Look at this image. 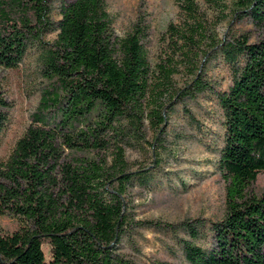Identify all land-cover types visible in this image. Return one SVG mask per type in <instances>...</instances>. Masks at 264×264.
<instances>
[{
    "label": "trees",
    "instance_id": "trees-1",
    "mask_svg": "<svg viewBox=\"0 0 264 264\" xmlns=\"http://www.w3.org/2000/svg\"><path fill=\"white\" fill-rule=\"evenodd\" d=\"M202 1L205 8L174 0L179 19L160 34L152 63L145 25L117 35L105 0H0V67L16 66L36 46L45 81L27 127L0 159V214L21 219L0 232V264H133L118 248L138 225L183 231L187 264H264V193L247 192L264 171V34L219 35L206 17L227 11L264 29V0ZM50 32L55 37L44 39ZM216 55L232 81L215 91L224 115L217 166L227 181L225 212L215 220H135L127 188L147 182L148 167L130 169L125 148L147 141L157 153L173 105L212 88L205 66ZM9 105L0 88V136Z\"/></svg>",
    "mask_w": 264,
    "mask_h": 264
},
{
    "label": "rangeland",
    "instance_id": "rangeland-1",
    "mask_svg": "<svg viewBox=\"0 0 264 264\" xmlns=\"http://www.w3.org/2000/svg\"><path fill=\"white\" fill-rule=\"evenodd\" d=\"M105 1L117 35H124L137 21L145 25L143 43L153 63L157 53L163 49L160 34L168 22L179 19L174 0ZM199 1L205 8L203 1ZM206 17L210 24L215 25L219 35L228 29L234 33L248 31L251 40L264 34V29L256 27L248 18L231 20L227 11L218 14L209 9ZM54 37L55 32L43 36L46 40ZM38 52L36 46H30L16 66L0 67V88L10 104L0 136V159L9 154L38 103L40 87L45 82L39 72ZM205 78L212 88L183 102H176L168 111L155 148L157 153L147 141L125 148V159L130 169L148 167L147 182L134 179L127 188L135 220L178 222L195 217L215 220L225 212L227 181L217 166L223 144L224 115L215 91L227 90L232 81L229 66L221 55L206 63ZM175 79L178 84L183 82L180 75ZM144 132L148 140L155 137V131L147 121ZM247 192L264 193V171L250 182ZM20 222L17 216L0 214V232H9ZM180 236L186 235L181 230L173 232L167 228L138 225L122 238L118 251L133 264H160L161 261L187 264L177 239ZM196 241L205 244L207 239L201 237ZM43 249L47 255L48 246L43 245Z\"/></svg>",
    "mask_w": 264,
    "mask_h": 264
}]
</instances>
